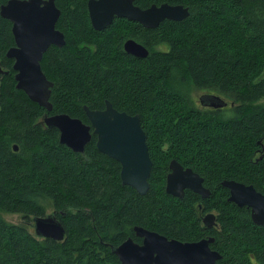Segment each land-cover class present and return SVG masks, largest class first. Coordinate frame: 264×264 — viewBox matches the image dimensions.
Wrapping results in <instances>:
<instances>
[{
  "label": "trees",
  "instance_id": "obj_1",
  "mask_svg": "<svg viewBox=\"0 0 264 264\" xmlns=\"http://www.w3.org/2000/svg\"><path fill=\"white\" fill-rule=\"evenodd\" d=\"M88 1L56 0L66 43L50 46L41 62L54 82L52 112L86 122L85 105L102 109L109 100L140 114L153 160L150 188L140 194L123 184L120 163L98 149L96 135L75 152L43 123L47 109L16 87L6 55L15 44L12 22L0 14V64L9 70L0 82V264H121L113 250L129 237L142 241L136 225L181 241L213 236L222 255L216 264H264V225L222 185L235 179L264 192V0H135L182 4L189 15L156 27L116 17L102 30L91 23ZM129 38L149 54L126 52ZM195 88L234 105L195 106ZM172 159L198 172L211 195L168 193ZM49 210L66 228L63 240L4 218L20 213L32 227ZM203 212L216 213L217 225L207 227Z\"/></svg>",
  "mask_w": 264,
  "mask_h": 264
},
{
  "label": "water",
  "instance_id": "obj_2",
  "mask_svg": "<svg viewBox=\"0 0 264 264\" xmlns=\"http://www.w3.org/2000/svg\"><path fill=\"white\" fill-rule=\"evenodd\" d=\"M88 11L97 30L106 28L115 17L138 21L145 27H156L164 19L179 21L189 15V9L182 4L163 2L143 9L135 0H89ZM0 14L12 22L15 44L6 55L14 60L16 87L51 113L54 82L45 74L41 62L50 46L61 47L66 43L64 32L57 28L61 9L56 0H8L0 6ZM124 49L138 57L149 54L147 47L134 38L126 40ZM8 73L9 70L0 64V82ZM207 97H200L203 105L215 108L227 105L221 96H213L216 99ZM84 110L89 123L68 113L47 114L43 122L59 129L60 142L75 152L84 153L87 143L96 134L98 149L121 163L122 183L133 186L140 194L147 193L153 160L140 114L121 111L109 100L104 109H91L85 105ZM14 149L17 150L18 146L15 145ZM169 167L168 193L182 198L185 190L191 189L202 198L211 195V190L204 185V178L193 168L185 167L177 159H172ZM222 185L230 190L229 200L249 207L254 223L264 225L263 191L254 184L235 179H225ZM216 218V214L210 212L203 216V222L211 228L215 226ZM33 227L35 234L43 238L63 240L66 235V228L54 211L34 216ZM134 229L142 241L129 237L113 250L121 264H216L222 258L221 253L211 246L215 241L213 236L181 241L140 225Z\"/></svg>",
  "mask_w": 264,
  "mask_h": 264
},
{
  "label": "flooded vegetation",
  "instance_id": "obj_3",
  "mask_svg": "<svg viewBox=\"0 0 264 264\" xmlns=\"http://www.w3.org/2000/svg\"><path fill=\"white\" fill-rule=\"evenodd\" d=\"M149 6H147V7H142L143 9H145V8H148ZM116 18V17H115ZM118 18H121V17H118ZM135 39V38H134ZM136 40V39H135ZM138 41V40H137ZM126 42V41H125ZM124 42V43H125ZM139 42V41H138ZM141 43V42H140ZM142 44V43H141ZM13 60V59H12ZM13 62H14V60H13ZM195 91H202L203 93H202V95L200 94L199 96H197V97H195L194 95L192 96V101L195 103V106H198V107H201V108H203V109H212V110H216V109H222V108H225V107H228V106H233L234 105V103L231 101V100H229L228 98H226V97H224L223 95H221V94H219L218 92H215V91H212V90H210V89H198V88H195L194 90H193V93L195 92ZM201 96H208L207 98L208 99H216L215 97H213V96H221L222 98H224L225 100H226V102H227V105H225L224 107H217V108H215V107H211V106H207V105H203L202 103H201ZM107 101V100H106ZM45 108V107H44ZM46 109V108H45ZM102 109H104V108H102ZM86 113V112H85ZM47 114H56V113H53V112H51V113H49L48 111H47ZM46 114V115H47ZM45 118V117H44ZM44 118H43V120H44ZM86 118H87V121H86V123H89L90 121H89V119H88V117H87V115H86ZM143 126V125H142ZM144 128V127H143ZM145 130V129H144ZM145 132H146V130H145ZM94 135H96V134H93V136ZM146 135H147V133H146ZM93 136H92V138H93ZM97 137V136H96ZM92 140V139H91ZM147 144H148V142H147ZM96 145H97V141H96ZM150 151V150H149ZM260 159H262L263 157H264V147L262 146L261 147V149H260ZM151 156V155H150ZM152 158V157H151ZM115 159V158H114ZM119 162V161H118ZM120 163V162H119ZM120 165H121V163H120ZM121 174V173H120ZM186 191V190H185ZM201 207V206H200ZM209 213V212H208ZM214 213V212H213ZM205 214H207V212H203V214H201V218H202V221H203V216L205 215ZM216 214V213H215ZM204 223V222H203ZM205 224V223H204ZM206 225V224H205ZM215 225H217V222H216V224ZM208 227V226H207Z\"/></svg>",
  "mask_w": 264,
  "mask_h": 264
},
{
  "label": "rangeland",
  "instance_id": "obj_4",
  "mask_svg": "<svg viewBox=\"0 0 264 264\" xmlns=\"http://www.w3.org/2000/svg\"><path fill=\"white\" fill-rule=\"evenodd\" d=\"M202 91H195L193 93V95L195 97L199 96L200 94L202 95ZM52 210L47 211V213L51 212ZM4 218L8 221V222H12L15 224H24V225H28L30 226V228H33V226L31 227L30 222H28L22 214L20 213H15V212H11V213H5L4 214ZM34 229V228H33Z\"/></svg>",
  "mask_w": 264,
  "mask_h": 264
},
{
  "label": "bare ground",
  "instance_id": "obj_5",
  "mask_svg": "<svg viewBox=\"0 0 264 264\" xmlns=\"http://www.w3.org/2000/svg\"><path fill=\"white\" fill-rule=\"evenodd\" d=\"M230 191V190H229Z\"/></svg>",
  "mask_w": 264,
  "mask_h": 264
}]
</instances>
